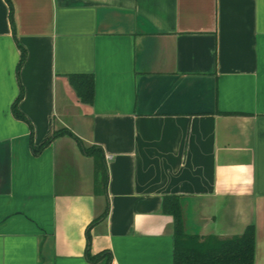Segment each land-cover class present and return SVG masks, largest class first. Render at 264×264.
<instances>
[{"label":"crops","instance_id":"obj_1","mask_svg":"<svg viewBox=\"0 0 264 264\" xmlns=\"http://www.w3.org/2000/svg\"><path fill=\"white\" fill-rule=\"evenodd\" d=\"M11 1L15 37L0 0V264H102L85 256L88 228L109 264H173L165 196L201 238L254 224L264 264V0ZM72 74L92 76V103ZM20 87L28 122L11 111ZM59 128L102 149L104 192L73 137L32 151Z\"/></svg>","mask_w":264,"mask_h":264},{"label":"trees","instance_id":"obj_2","mask_svg":"<svg viewBox=\"0 0 264 264\" xmlns=\"http://www.w3.org/2000/svg\"><path fill=\"white\" fill-rule=\"evenodd\" d=\"M9 9V19L12 27V33L15 37V28L13 22V5L11 0H5ZM19 46L20 57L17 69L25 59V49ZM18 71V70H17ZM70 82L75 90L78 99L86 104L93 101L94 85L93 78L88 74H72L69 76ZM22 95V88L17 98L11 105L13 115L21 120H28L17 109V103ZM30 127V136L32 137V129ZM69 135L73 137L79 144L84 154L93 156L95 160L94 175L96 190L104 192L107 183L106 167L103 162L102 149L96 145H85L82 140L75 136L66 128L56 129L51 136L45 139L41 144L35 146L32 144L34 153L40 152L50 142L60 136ZM162 211L172 216L173 219V264H254L255 262V225L249 224L240 235L219 238L217 236L199 237L196 234L187 233L184 228L183 217L181 212L180 198L178 196H165L162 201ZM105 212L101 217L105 216ZM99 218H96L99 219ZM86 253L85 256L91 262L101 261L102 264H109L111 254L108 250H102L96 254L90 252V235L89 228L86 231Z\"/></svg>","mask_w":264,"mask_h":264}]
</instances>
